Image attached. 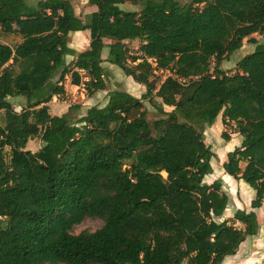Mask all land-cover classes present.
Here are the masks:
<instances>
[{"label":"trees","instance_id":"obj_1","mask_svg":"<svg viewBox=\"0 0 264 264\" xmlns=\"http://www.w3.org/2000/svg\"><path fill=\"white\" fill-rule=\"evenodd\" d=\"M133 1L140 11L122 7ZM89 2L97 9L82 18L71 0H0V30L22 36L0 41V264H222L260 231L264 41L253 35L264 38V0ZM84 30L90 44L77 51L70 34ZM246 38L255 49L228 74L222 62ZM135 39L142 55L127 45ZM104 62L147 91L113 89L78 116L79 104L51 113L68 75L88 96L106 90ZM154 68L170 74L151 80ZM10 97L26 105L17 111ZM144 100L159 112L152 123L146 109L131 116ZM220 115L242 138L223 168L256 190L252 210L234 214L243 227L220 220L230 203L223 182H204L217 157L205 131ZM34 138L36 151L27 149ZM86 217L104 224L73 233Z\"/></svg>","mask_w":264,"mask_h":264},{"label":"rangeland","instance_id":"obj_2","mask_svg":"<svg viewBox=\"0 0 264 264\" xmlns=\"http://www.w3.org/2000/svg\"><path fill=\"white\" fill-rule=\"evenodd\" d=\"M39 0H27L28 3H35ZM74 6L75 12L82 18H85L89 13L96 10L97 7L91 5L89 0H71ZM124 9L140 11L142 5L138 1L127 2L122 5ZM89 33V31H87ZM259 41H264V38L259 34H254ZM246 38L244 40L243 46L236 50L233 54H231L227 59L222 62L221 68L226 71L228 74H234L238 71L237 63L241 60L246 54L252 52L255 49V44L251 43ZM0 41L9 44L11 46H15L22 41V36L17 33H6L0 30ZM84 41V40H82ZM70 42L73 45L80 46V34H71ZM128 47L131 50L132 55H142L139 51L142 41L139 39L128 40L126 41ZM77 43V44H76ZM108 55V49L104 48L102 57L105 59ZM143 59H139L136 62H129L130 65H137L141 63ZM153 67H155V63L152 59L148 60ZM143 63V62H142ZM108 65L113 66V71L111 74V78L107 82V89L97 92L92 96H88L86 90L83 86H80V89L72 88L71 77H68L63 81L64 87L66 90V96L57 97L56 103L61 105L62 109H66L71 104H79L81 105V109L74 113V116H78L83 114L88 107L93 105H104L108 99V91L110 89H123L127 90L133 95L141 98L142 95L147 91L146 85L139 83L137 81L132 80L130 82L134 88L129 86V78L122 71V69L114 64L108 62ZM211 71L214 70V62L211 64ZM170 72L168 70H158L153 69L151 74L149 75L150 79H156V81H163ZM60 74H56V79H59ZM67 84V86H66ZM78 86V85H77ZM85 91H83V89ZM53 100H55L53 98ZM10 101L13 103L14 108L17 111H21L22 107L26 105V100L22 97H10ZM155 103H160V99L155 97ZM62 109L55 108L54 105L50 107V111L52 114L61 113ZM147 110V118L150 123L154 122L159 117V112L156 109L154 102H150L147 100L143 101V106L140 108H136L131 112L132 117L138 116V114ZM166 110H171L170 107L165 106ZM1 114L0 117H2ZM221 117V115H220ZM218 127V124L215 125ZM226 131L231 135V140L226 141L222 137V133ZM242 138L241 136L235 132L233 126L231 124L225 125L222 123V127L219 130L215 128L208 127L205 131V142L207 145L211 147V149L216 153L217 157H214L211 161L213 167V173L205 176L204 182L212 183L217 179H220L223 182V191L228 194L230 197V203L224 212L223 216L220 220H228L230 224H234L237 227H243L242 223L234 220V214L239 209H244L247 211L252 210L251 202L256 195V190L253 189L248 183L243 180H236L231 175L227 174L223 168L224 161L228 159L229 150H234L237 146L241 145ZM42 145V142L39 138H34L29 140L27 144V149L32 151L38 150ZM9 151V150H7ZM7 158H9L7 156ZM245 164H243L244 167ZM164 176L166 174L163 173ZM258 220L260 223V231L255 236H249L239 247L235 255L227 257L222 264H264V201L261 208L255 209ZM104 222L102 219L98 217H86L80 224H77L73 228V233L77 234L82 231H95L103 226ZM63 264V263H60ZM184 264H187L185 262Z\"/></svg>","mask_w":264,"mask_h":264},{"label":"crops","instance_id":"obj_3","mask_svg":"<svg viewBox=\"0 0 264 264\" xmlns=\"http://www.w3.org/2000/svg\"><path fill=\"white\" fill-rule=\"evenodd\" d=\"M95 11V10H94ZM93 12V11H92ZM87 31H89V30H84V31H76V32H72L71 34H80V41H81V44H80V46H77V45H73V43H71L70 42V46L72 47V48H74L75 50H77V51H82V50H84V49H86V48H88V46H89V44H90V31H89V33H87ZM70 34V35H71ZM82 40H84V41H82ZM77 44V43H76ZM106 58V57H105ZM74 58H73V56H69L68 57V60L69 61H72ZM104 65L111 71V74H112V71H113V66H110V65H108V62H104ZM68 76H66V78H67ZM130 77V78H129ZM127 78H129V79H127V80H129V86L131 87V88H134L133 87V85L130 83V82H132V80H133V78L131 77V76H128ZM69 85H71V87L72 88H77V89H80L81 87L80 86H77V85H74V84H69ZM66 86H67V84H66ZM83 89V88H82ZM110 90H113V89H110ZM83 91H85L84 89H83ZM129 92V91H128ZM132 94V93H131ZM137 97V96H136ZM54 99L55 100H52L50 103H49V105H50V107L52 106V105H54V107L55 108H58V109H62L61 108V105L60 104H57L56 103V99H57V96H55L54 97ZM68 108L69 107H66V109H62V112L61 113H55V114H57V115H61V114H63V113H65V112H67V110H68ZM222 123H223V119H222V116L220 117H218L217 118V120H216V122L211 126L212 128H215L216 130H219L221 127H222ZM216 124H218V127H216L215 125ZM210 128V127H209ZM231 150H229V152H230ZM225 162V161H224Z\"/></svg>","mask_w":264,"mask_h":264},{"label":"bare ground","instance_id":"obj_4","mask_svg":"<svg viewBox=\"0 0 264 264\" xmlns=\"http://www.w3.org/2000/svg\"><path fill=\"white\" fill-rule=\"evenodd\" d=\"M165 174V172H163Z\"/></svg>","mask_w":264,"mask_h":264}]
</instances>
